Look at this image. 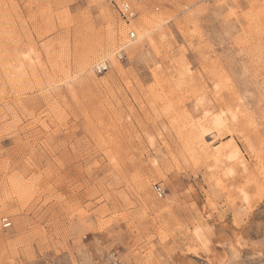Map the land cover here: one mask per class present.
Listing matches in <instances>:
<instances>
[{
  "label": "rangeland",
  "instance_id": "obj_1",
  "mask_svg": "<svg viewBox=\"0 0 264 264\" xmlns=\"http://www.w3.org/2000/svg\"><path fill=\"white\" fill-rule=\"evenodd\" d=\"M247 4L144 0L128 42L112 0H0V264H264Z\"/></svg>",
  "mask_w": 264,
  "mask_h": 264
},
{
  "label": "built area",
  "instance_id": "obj_2",
  "mask_svg": "<svg viewBox=\"0 0 264 264\" xmlns=\"http://www.w3.org/2000/svg\"><path fill=\"white\" fill-rule=\"evenodd\" d=\"M112 3L117 18L119 19V21L126 25L125 39L128 42L136 40L138 38L137 32L135 28L130 25V23L133 19L136 18L139 11V5L144 3V0H112ZM184 7L187 8V6ZM157 8V6H154V10H157ZM122 47H120L115 53L118 59L125 57ZM107 67L108 65L104 62V66H102L101 69H98V71H105ZM151 188L156 197L161 198L165 195L164 188L161 187L158 183H154ZM0 223L2 228L4 229L8 228L11 225V222L6 217H2L0 219Z\"/></svg>",
  "mask_w": 264,
  "mask_h": 264
},
{
  "label": "bare ground",
  "instance_id": "obj_3",
  "mask_svg": "<svg viewBox=\"0 0 264 264\" xmlns=\"http://www.w3.org/2000/svg\"><path fill=\"white\" fill-rule=\"evenodd\" d=\"M246 1H249V0H246ZM254 1V0H253ZM258 1H260V0H257V2ZM236 2V1H235ZM252 2V1H251ZM158 9V8H157ZM246 9H247V13H257V12H264V6H255V5H253V7L251 6L249 9H248V4H247V7H246ZM245 9V10H246ZM238 11V10H237ZM246 13V14H247ZM148 22V21H147ZM119 27V26H118ZM136 30V29H135ZM125 36V35H124ZM139 37V36H138ZM90 57V56H89ZM104 62L107 64V61L106 60H102V61H99L98 63H96L95 64V66H94V69H95V71H97L98 73H100V72H103V71H98V69H101V67L102 66H104ZM107 69H108V67H107ZM106 69V70H107ZM105 70V71H106ZM213 123L215 124V125H220L222 122V120H221V118L220 117H218V116H216V117H214L213 118ZM214 125V126H215ZM226 146L227 147H229V148H232L231 149V151L229 152V156L231 157V156H234V157H238V151L235 149V146H234V144H233V142L232 141H230L228 144H226ZM218 149V148H217ZM218 153H219V151H218ZM196 230V229H195ZM222 245H223V243H221ZM230 246V245H229ZM222 248V247H221ZM229 249H230V252L231 253H229L230 255L229 256H227V255H224L223 257H222V259L221 260H219L220 262H219V264H225L226 263V261H228L229 259H231L232 258V256H234V255H236L237 254V252L238 251H236V249L234 248V247H232V246H230L229 247ZM225 251V250H224ZM229 251V250H228ZM223 255V254H222ZM219 258H217V260H218ZM227 264V263H226Z\"/></svg>",
  "mask_w": 264,
  "mask_h": 264
}]
</instances>
